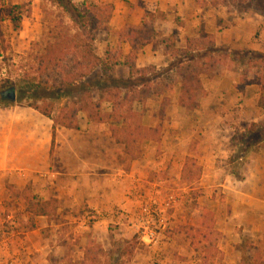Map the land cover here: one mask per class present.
I'll return each instance as SVG.
<instances>
[{
  "label": "crops",
  "instance_id": "crops-1",
  "mask_svg": "<svg viewBox=\"0 0 264 264\" xmlns=\"http://www.w3.org/2000/svg\"><path fill=\"white\" fill-rule=\"evenodd\" d=\"M89 1L101 6H113L108 21L109 28L97 34L95 40L97 54L105 59L108 51L119 52V55H116L120 61L112 67L118 77L127 79L131 77V72H134L132 79H136L140 74L135 70H146L148 73L154 71L159 74L155 79L148 78L146 83L149 87H155L152 84L158 82L156 86L163 87L160 91L161 99L171 97L174 95L173 89H179L181 92L176 91L177 106L179 104L185 106L183 97L186 83L178 67L181 68L185 61L181 56L187 49L189 39L208 35L214 43L209 48L221 49L228 56L227 60L218 63L220 66L214 68L208 67L207 63L215 51L212 54L206 51L199 53V56H202L203 67H200L199 72L196 70L199 81L197 84L202 90L201 96H198L202 103L198 113L207 112L203 118L206 120L211 118V123L220 122L223 125L220 127L216 124L213 129L201 131L202 135L219 136L216 138L218 141L208 138L210 143L206 148L208 156L205 159L208 173L205 172L204 178L215 184L218 172L224 171L221 184L224 186V200L230 207L229 213H225V219H228L225 222L229 227L225 233L232 236L231 233L236 227H243L242 232L239 230L243 235L257 230L264 236V144L258 145L259 147H256L255 151L252 150V153L249 152L244 161L245 165L241 167L239 178H234L235 175L231 172L233 165L227 160L228 156L226 158L225 155L222 165H217L216 162L219 152L228 153L233 147L231 142L227 141L228 136L223 130L226 121L249 120L259 123L263 120V112L258 110V101L249 98L245 91L255 87L254 84L257 83H252L253 85L246 81L243 83L245 77L242 78V70L240 71L236 64L238 59L235 55L241 52L238 47H243L246 52L259 51V54L264 55V46L256 35L260 30L264 32V13L249 11L243 17L234 16L233 22L230 15L234 14L217 9L211 0ZM221 17L225 19L222 24L218 20ZM129 27L139 31L147 27L150 28V34L137 42L136 37L132 40V36L125 35V29ZM131 59L134 68L128 64ZM251 68L246 73L249 76L250 73H254ZM194 69L198 67L194 66ZM163 78L166 79L162 80ZM243 85H246L247 89ZM241 86L243 91L240 89ZM232 92L237 94L234 102L236 114L226 110L229 105L227 101L233 96ZM250 106L255 108V111H252ZM219 108L222 113L220 111L216 113ZM79 125L80 129L58 127L55 148L52 151L53 121L50 118L32 107L17 103L0 107V185L4 186L10 182L23 187L25 185L23 183L36 184L41 180L47 182L43 186L53 190L51 197L59 200L57 214L52 219L33 216L27 211V204L24 209L17 211V215L16 211H12L7 215V219L0 217L2 225L12 219L18 222L12 227L8 243L5 245V248L9 247L10 250L1 256L0 264H49L48 259L41 256L42 254L48 256L55 248L47 236V231L60 230L61 236L64 232L60 228L61 224L54 220L57 217L65 219L62 225H67L71 230L88 231L93 234L96 241L108 244V226L115 221V209L118 207L128 209L131 212L129 222L139 211L137 206L145 197L140 195L137 188L139 183L143 182L139 179L146 172L145 164L132 161V167L129 165L130 162L127 163L128 167L127 164L121 167L115 163L113 156L108 160V152L112 154L113 148L105 147L101 142L105 141V137L109 142H116V139L107 123H91L84 113L79 119ZM148 127L157 129V132L159 130L157 126ZM220 130L223 131L218 132ZM77 137H80L79 144L75 142ZM262 141L264 143V139ZM226 146H230V150H226ZM123 150L128 155L125 146ZM247 166L252 167L251 170ZM248 182H253V187L246 185ZM51 197L41 200H48ZM22 198L24 199V196ZM6 199H9V196L0 197L2 202ZM86 209L99 212L98 219L90 227L83 225L86 222L84 221L87 216ZM142 213L143 211H139L138 214ZM139 221L136 223L133 221V225H138ZM77 223L78 226L75 227L74 224ZM39 234L43 238H40ZM86 239L88 235L83 237L85 245ZM237 242H241L240 238ZM0 251L2 252L1 247Z\"/></svg>",
  "mask_w": 264,
  "mask_h": 264
},
{
  "label": "rangeland",
  "instance_id": "rangeland-1",
  "mask_svg": "<svg viewBox=\"0 0 264 264\" xmlns=\"http://www.w3.org/2000/svg\"><path fill=\"white\" fill-rule=\"evenodd\" d=\"M86 1L95 3L89 0ZM211 3L217 9L233 13L234 15H230L233 22L234 18L243 17L249 11L264 13V0H211ZM42 5L43 0H0L1 16H5L4 8L7 6H20L21 9L14 10L22 13L20 21L12 22L10 19H6L0 22V104L4 106L8 103L15 104L17 102L18 105L23 106L38 104L45 107L47 104L53 103L55 107L53 115L57 117L62 114L59 112L61 107L72 106L74 102L80 100L86 91H89L87 90L89 86H92V97L101 103L104 112H108L112 110L113 102L107 99L110 94L106 92L105 88L109 85L116 86V84H119L128 88L121 89V95L116 100L114 98V100L122 107V111L127 113L130 110L133 111V115L130 116L134 120L131 119V123L137 127L139 125L141 133H145V130L149 128L148 126L159 128L157 134L150 132V135H146L143 139L138 138V136L139 143L135 142L130 146L132 154L127 153L128 155L123 152L124 146L122 144L109 142L106 137L105 141L101 142L105 144V147L113 148V151L111 150L112 154L108 152V160L113 156L118 166L125 167L128 162L131 166L132 161L145 164L146 172L145 174L141 173L142 177L139 179L143 182H140L137 188L140 195L145 197V200L139 202V206H137L139 211H143L142 215L138 214L139 211H137L136 216L129 222L131 212L126 208H116L114 211L115 221L108 226V244L96 241L93 234L88 231L71 230L67 225H62L65 219L57 217L54 220L61 224L60 228L64 232L61 236L59 234L60 230L55 232L48 229L47 236L51 243L55 245V248L48 256L42 254V258H47L49 264H67L69 262L81 264L89 243L95 241L111 255L118 246L125 245V241L136 236L137 247L130 261H127V258L119 259L115 257L109 258V264H121V262L123 264H137L139 262H143V264H251L250 261L244 259V257L249 258V253L243 257V253L238 249V246L240 244L243 246L245 244L246 246L247 244H256V246L264 248V236H261L263 233L255 230L253 233L249 231L243 235L240 233L243 227H236L235 231L231 233L232 236L225 233L229 228L225 222L228 221V219H225V213H229L230 207L227 201L224 200V186L221 184V176L224 171L218 172L215 184L204 178V175L208 173V168L205 165V159L208 156L206 148L210 140L219 136L202 135L201 131L213 129L216 124H219L220 127L223 125L220 122L211 123V118L207 120L203 118L207 115V112L198 113L202 104L201 100L194 102L189 96L191 103L188 100V104H185V106L181 104L177 106L175 101L178 98L177 92L180 91L179 89H173L174 95H171V97L161 99L160 92L154 94L144 92L143 89L145 90L146 87H143V89L134 87L133 83L135 82L133 81L141 77L128 82L127 80L130 77L127 79L118 77L112 68L104 72L103 68L100 67L96 79L91 80L89 84L81 82L80 85H77L79 87L72 89L69 96L62 94L65 89H58L59 94H55L54 89L27 87L24 72L28 69L29 63L34 57L36 44L41 40L45 23V13ZM106 11H108L105 14L107 17L110 12L109 10ZM222 18L218 19L221 22L220 24L225 20ZM256 35L261 45L264 46V32L260 30ZM238 48L241 49V52L235 56H237V59L241 56L236 62L240 67V71L242 70L241 73L249 70L251 64H255V62L257 64L256 68L259 70L262 68L264 71L263 61H259L257 57H253L246 52V55H243V47ZM254 52L258 53L259 51ZM256 68H253L252 71L255 72ZM105 73L107 75H104ZM158 75L151 72L146 77L155 79ZM164 79L166 78L162 80ZM146 81L148 79L145 78L144 82ZM157 84L158 82L152 85L156 86ZM251 85L253 84L251 83ZM254 85L256 86L248 89L245 87L246 85L243 86L247 89L245 91H247L248 97L258 101L260 85ZM12 86L15 87L17 92L16 102L1 97V92ZM243 86L240 87L242 91ZM154 88L152 89L155 90ZM232 94V98L227 101L229 105L226 110L236 114L237 108L234 102L237 94L235 92H232ZM18 100H22V102L18 103ZM78 107L79 105L76 104L74 108L77 109ZM249 108L255 111V108L251 106ZM217 110L216 113H219L221 108ZM258 110L263 112L264 115L263 109L258 107ZM220 113L222 112L220 111ZM83 114L84 112H79L78 118L81 119ZM142 124L146 126L143 127ZM225 125L223 130L228 136L226 137L228 140H226L231 142L233 147L230 150V146H226V150H230L228 153L219 152L216 162L217 165H222L225 155L226 158L228 156L227 160L231 161L233 165L231 172L235 175L234 178H239L241 167L247 156H249V152L255 151V148L259 147L258 145L264 144L262 141L264 139V116L259 123L249 120H234L226 121ZM108 126L110 128V124ZM77 134L83 137L80 133ZM75 142L79 144L80 137H77ZM115 144H117L116 147ZM188 159H190V162H187ZM129 165L127 164V167ZM247 168L251 170L252 167L247 166ZM144 178H147V180H144ZM45 184L47 182L40 180L36 184L23 183V187L10 182L4 186L0 185V197L9 196V199L3 202L0 201L1 219H7V215L11 214L12 211H16L15 214L17 215V211L26 207V203L22 198V189L28 185L31 186V192L35 193L38 198L51 197L53 190H48L47 186H43ZM246 185L253 187V182H248ZM170 196H174L175 201L171 203L170 207L165 208L164 204ZM150 209L157 211L156 218L158 220L162 214L166 217L165 226L159 230L160 239L155 245L143 244L139 239L138 225H133V221L136 223L142 217H147L146 215ZM203 211H207L208 215L204 214ZM87 213L88 209H86ZM87 217L88 215L83 225L90 227L95 221L88 222ZM13 222L14 219L5 222L3 225L0 223V247L2 250V252L0 251V258L4 256L5 251L10 250L9 247L5 248V245L8 243L7 239L13 230L12 227L18 223L17 221ZM74 226H78V223ZM78 230L81 229L78 228ZM87 235L88 239H86L87 244L85 245L83 237ZM40 238H43L42 235H40ZM238 238L241 242H237ZM2 258L4 259V257Z\"/></svg>",
  "mask_w": 264,
  "mask_h": 264
},
{
  "label": "trees",
  "instance_id": "trees-1",
  "mask_svg": "<svg viewBox=\"0 0 264 264\" xmlns=\"http://www.w3.org/2000/svg\"><path fill=\"white\" fill-rule=\"evenodd\" d=\"M42 8L45 13L42 37L36 44L37 46L35 45L36 51L33 50L35 52L34 57L29 63L28 69L24 72L25 82L27 83L26 85H28L27 87L54 89L55 94H59L58 89H65V91H62V94L64 96H69L72 89L79 87L77 85H80L81 82L89 84L91 80L96 79L100 67L103 68L104 72H107L115 63L120 61L116 55H119V52L112 53V51H108L107 57L103 59L97 54L95 49V40L97 39L98 32L109 28L108 21L113 11L112 5L101 6L88 1L79 2L76 0H43ZM14 9H21V7H5L4 11L6 14L5 16L0 15V22L6 19H10L12 22L20 21L22 13ZM106 10L110 12L107 17L105 14L108 11ZM149 32L150 28L147 29V27L140 31L133 27L125 29V35L132 36V40L136 37L137 42L141 41V38L148 36L150 34ZM213 44L211 37L208 35L188 40L187 49L181 56L185 61L181 68L178 67L182 79L186 83L183 97L185 104H188V100L190 101L188 98L189 96L194 102L199 100L198 96H201L200 93L202 90L197 84L199 81L196 71L198 70L199 72L200 67L203 65L201 63L202 56H199L200 51H206V53L210 54L215 51L208 59V67H218L220 66L218 63L221 64L228 59V56L225 55L221 49L217 48L214 50L213 47L209 48L213 46ZM245 52L246 51L242 52V54H251L253 57H257L259 61L264 62V55L252 51ZM239 58H241V56ZM128 64L134 68L132 59ZM194 66H197L198 69H194ZM251 67V69L256 68V62L255 64H251ZM135 71L140 74L141 78L133 81L135 82L133 83L134 87L140 88L141 86L140 89L146 87L145 90L143 89L144 92L147 91L154 94L162 91L163 87H149V84L144 82L146 76L154 71L149 73L146 70ZM248 71L249 70L242 73V78L245 77L243 83L246 81L248 83H257L260 85L258 106L264 110V71L262 68L261 70L256 68L253 74L250 73V76L246 74ZM132 74H134V72H131V77L127 80L128 82L132 80ZM104 75L107 74L105 73ZM89 88L87 89L89 91H86V93L81 96L80 100L74 102L72 106L67 105L61 107L59 112L62 114L57 117L53 115L55 108L53 103L47 104L45 107L38 104L26 105L34 108L53 121L52 151H54L55 148L58 127L80 129L79 112H84L91 123L110 124L113 137L116 139L117 143L125 146V151L128 154H132L130 146L138 142L140 140L138 138L143 139L146 135L149 136L150 132L157 134V129L152 130V128H148V130H145V133H141L139 125L137 127L131 123V119L134 120L133 117L130 116L133 115V111L130 110L128 113L122 111V107L115 101L117 97L121 95V89H126L128 88L127 86L116 84V86L109 85L105 88L106 92L110 94V97L107 99L113 102L112 110L108 112H104L101 103L92 97V86H89ZM21 102L22 100H18V103ZM12 104L13 103H8L5 105ZM76 104L79 105L77 109L74 108ZM0 107H2L1 104ZM136 131L138 132L136 133ZM187 162H190V159H188ZM22 193L27 204V211L33 216H45L49 219L56 216L59 208V200L56 197H51L48 200L38 199L37 196L31 192V186L29 185ZM203 213L207 214V211H203ZM124 244L125 245L118 246L110 255L107 250H104L102 245L93 241L86 247L81 264H109V258L115 257L119 259L127 258V261H130L137 247L136 236L131 240L125 241ZM238 249L242 251L243 257L247 256V253H249V258L244 257V259L250 261L251 264H264V248H260L256 246V244H247V246L246 244L245 246L240 244ZM67 264L79 263L69 262ZM121 264H123V262H121Z\"/></svg>",
  "mask_w": 264,
  "mask_h": 264
},
{
  "label": "built area",
  "instance_id": "built-area-1",
  "mask_svg": "<svg viewBox=\"0 0 264 264\" xmlns=\"http://www.w3.org/2000/svg\"><path fill=\"white\" fill-rule=\"evenodd\" d=\"M175 201L174 196H170V198L165 202L164 207H170L171 203ZM87 221L93 222L97 220L99 212L96 210H88L87 213ZM147 217H142L138 223V235L140 241L145 245H155L158 243L160 239V228L165 226V215L162 214L160 219L156 218L157 211L155 209H150L146 215Z\"/></svg>",
  "mask_w": 264,
  "mask_h": 264
},
{
  "label": "water",
  "instance_id": "water-1",
  "mask_svg": "<svg viewBox=\"0 0 264 264\" xmlns=\"http://www.w3.org/2000/svg\"><path fill=\"white\" fill-rule=\"evenodd\" d=\"M3 96L13 102L17 100V92L14 86L8 88L4 93Z\"/></svg>",
  "mask_w": 264,
  "mask_h": 264
},
{
  "label": "flooded vegetation",
  "instance_id": "flooded-vegetation-1",
  "mask_svg": "<svg viewBox=\"0 0 264 264\" xmlns=\"http://www.w3.org/2000/svg\"><path fill=\"white\" fill-rule=\"evenodd\" d=\"M5 91H6V90H4V91L1 92V97H2L3 99H7V98H5V97L3 96V93H4Z\"/></svg>",
  "mask_w": 264,
  "mask_h": 264
}]
</instances>
